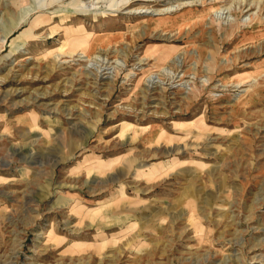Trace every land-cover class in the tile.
Listing matches in <instances>:
<instances>
[{"label":"rangeland","instance_id":"374dc122","mask_svg":"<svg viewBox=\"0 0 264 264\" xmlns=\"http://www.w3.org/2000/svg\"><path fill=\"white\" fill-rule=\"evenodd\" d=\"M0 264H264V0H0Z\"/></svg>","mask_w":264,"mask_h":264},{"label":"bare ground","instance_id":"6f19581e","mask_svg":"<svg viewBox=\"0 0 264 264\" xmlns=\"http://www.w3.org/2000/svg\"><path fill=\"white\" fill-rule=\"evenodd\" d=\"M189 2H187V4H188ZM184 4V3H183ZM192 5V4H191ZM165 10H168V9H164V10H162V11H165ZM169 10H170V8H169ZM159 15V14H158ZM90 43V36H86V37H84L82 40H81V42L78 44V45H88ZM87 57V56H86ZM153 80V79H152ZM151 80V81H152ZM151 81H149V82H151ZM152 83V82H151ZM154 83H156V82H154ZM162 134V133H161ZM161 137V136H160Z\"/></svg>","mask_w":264,"mask_h":264}]
</instances>
